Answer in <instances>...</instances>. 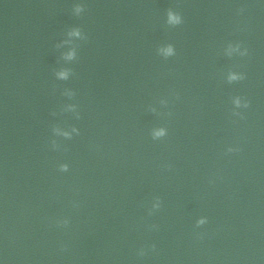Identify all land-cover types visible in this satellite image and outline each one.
<instances>
[{"label": "water", "instance_id": "1", "mask_svg": "<svg viewBox=\"0 0 264 264\" xmlns=\"http://www.w3.org/2000/svg\"><path fill=\"white\" fill-rule=\"evenodd\" d=\"M0 264H264V0H0Z\"/></svg>", "mask_w": 264, "mask_h": 264}, {"label": "clouds", "instance_id": "2", "mask_svg": "<svg viewBox=\"0 0 264 264\" xmlns=\"http://www.w3.org/2000/svg\"><path fill=\"white\" fill-rule=\"evenodd\" d=\"M75 11L77 14L81 13L82 11H84V5H77L75 7ZM166 15H167V23L173 24V25H178V24L182 23L181 15L179 13L173 11L172 9H168ZM75 34L79 35V31H76ZM168 51L169 52L172 51L171 46H169ZM71 56H72V54L69 53L68 58H71ZM59 75L63 78V77H65L66 73L61 72V73H59ZM159 134H161V133H157V135H159Z\"/></svg>", "mask_w": 264, "mask_h": 264}]
</instances>
